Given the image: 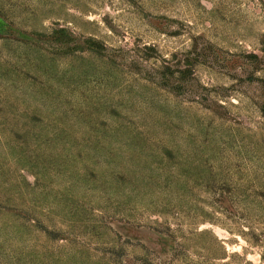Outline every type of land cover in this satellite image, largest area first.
Returning <instances> with one entry per match:
<instances>
[{
  "label": "rangeland",
  "instance_id": "rangeland-1",
  "mask_svg": "<svg viewBox=\"0 0 264 264\" xmlns=\"http://www.w3.org/2000/svg\"><path fill=\"white\" fill-rule=\"evenodd\" d=\"M0 264H264V0H0Z\"/></svg>",
  "mask_w": 264,
  "mask_h": 264
}]
</instances>
